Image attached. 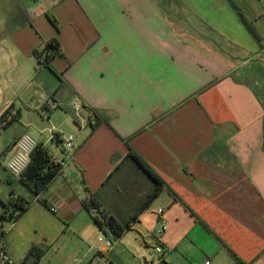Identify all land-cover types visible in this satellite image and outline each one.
Wrapping results in <instances>:
<instances>
[{"label": "crops", "instance_id": "0c3cea01", "mask_svg": "<svg viewBox=\"0 0 264 264\" xmlns=\"http://www.w3.org/2000/svg\"><path fill=\"white\" fill-rule=\"evenodd\" d=\"M36 3L20 7L0 38L1 235L14 211L2 220L4 204L20 197L30 205L16 221L31 214L80 243L100 230L85 202L126 221L140 200H112L106 187L135 168L150 179L128 158L133 149L166 187L130 230L138 223L163 241L165 264H236L230 252L264 264V0ZM53 39L49 68L35 52ZM51 98L59 107L46 115ZM24 134L59 165L40 194L8 171ZM164 193L170 208H151ZM118 203L132 205L123 218ZM92 253L82 264L104 256Z\"/></svg>", "mask_w": 264, "mask_h": 264}, {"label": "rangeland", "instance_id": "374dc122", "mask_svg": "<svg viewBox=\"0 0 264 264\" xmlns=\"http://www.w3.org/2000/svg\"><path fill=\"white\" fill-rule=\"evenodd\" d=\"M34 3L38 5L40 0H0V38L4 34L5 25L10 27L9 21L15 17L19 18L20 7L21 9H27L28 6L34 5ZM42 77L40 75L32 86L38 85ZM7 84H4L3 87ZM122 172L123 168L116 176L121 175ZM151 182L147 176H144L141 171L135 168L131 169L130 173L128 172L126 178L123 177L122 184L112 180L107 184L106 189H116L117 196H113L112 200H123L121 197H125L126 201L133 200V205L140 200L138 206L150 191ZM19 189L23 193H28L21 184H19ZM164 195L166 193L157 198L155 205L151 208H170ZM109 205H111L110 202ZM117 208L115 215L123 218L130 212L132 205L130 207L129 203L125 205L118 203ZM29 218H31V221H29ZM41 224L40 219L31 214L22 216L16 223L15 221H6L3 230L5 235H1L0 229V239L3 244L7 245L6 252L8 256L7 260L0 259V264H19L23 262L34 246L42 248L46 252L39 264H82V257L90 246L94 249L92 255L95 253L98 255L97 253L100 252L104 255L103 257L95 256L93 264H110L111 262L113 264H165L164 258H168L165 254L156 250L157 247H161L159 245L163 244V241L156 239L151 233L141 228L138 223L120 238L114 236L108 228L104 232L96 228L95 233L85 237L89 240L86 243L78 242L77 237L63 236L62 231L48 233L50 229L41 228ZM165 225L167 226L166 222ZM99 236L113 241L114 246L109 248L108 252L107 250H101L103 243L99 242Z\"/></svg>", "mask_w": 264, "mask_h": 264}, {"label": "trees", "instance_id": "16d2710c", "mask_svg": "<svg viewBox=\"0 0 264 264\" xmlns=\"http://www.w3.org/2000/svg\"><path fill=\"white\" fill-rule=\"evenodd\" d=\"M50 21L54 26L59 29V24L57 20L47 14ZM249 27L252 26L249 24ZM59 49V45L55 39L49 41L42 52H35V57L38 64H45L47 67L51 68L49 61L55 56ZM128 158L132 159L137 163L142 170L149 176L153 182L152 189L147 193L145 199L137 206L134 213L124 222H120L114 216L109 215V213L102 211L99 203L95 199L84 203V208L90 213L96 226L101 230L105 231L106 228L110 229L114 236L120 238L125 232L129 231L134 222L137 220L140 213H142L151 202L159 195L163 188L166 187L165 181L147 164L141 157L133 150L130 149ZM59 171V165H57L48 152L38 145L32 154V162L26 171L22 175L21 183L29 189L33 194H40L47 185L53 180ZM45 202V201H44ZM30 202L23 197L19 199H9L7 203L4 204V213L2 215V220L13 219L17 220L29 207ZM14 210L10 216L7 218L6 214L10 210ZM93 209L100 211V216H98ZM106 233V232H105ZM45 250L42 248L34 246L23 262L19 264H39L42 257L45 255ZM236 264H245L242 262L235 254L230 252Z\"/></svg>", "mask_w": 264, "mask_h": 264}, {"label": "built area", "instance_id": "2783aa9c", "mask_svg": "<svg viewBox=\"0 0 264 264\" xmlns=\"http://www.w3.org/2000/svg\"><path fill=\"white\" fill-rule=\"evenodd\" d=\"M58 107H59L58 101L51 98L45 103L44 112L47 115L48 112L53 111L57 109ZM74 107L76 108V110H78L80 107L79 103L75 102ZM73 140H74L73 136L68 137V139L65 140V146L67 148L71 147ZM16 146H17V151L15 155L12 157V159L9 161L7 167H8V171L11 174V176L14 179L20 181L22 179L23 173L26 171V169L29 167V165L32 162V154L34 150L37 148L38 142L30 134H24L18 139ZM57 163H59L60 165L63 164L59 160H57ZM52 210L55 211V209H52ZM93 211L98 216L101 217L99 210L93 209ZM162 211H163L162 209H159V213H161ZM11 221H15V220L12 219ZM159 225H160V231L164 232L166 230L165 222L163 220H160ZM99 242L103 243V246L101 249L102 251H106L109 248L114 246V243L112 240L104 239L102 236H99ZM156 250L159 253L163 252V249L161 247H157ZM0 258L7 260V257L5 253L3 252V250L1 249V247H0ZM204 264H209V261H206Z\"/></svg>", "mask_w": 264, "mask_h": 264}, {"label": "water", "instance_id": "95a60500", "mask_svg": "<svg viewBox=\"0 0 264 264\" xmlns=\"http://www.w3.org/2000/svg\"><path fill=\"white\" fill-rule=\"evenodd\" d=\"M157 230H158V231L160 230V225L157 226Z\"/></svg>", "mask_w": 264, "mask_h": 264}]
</instances>
